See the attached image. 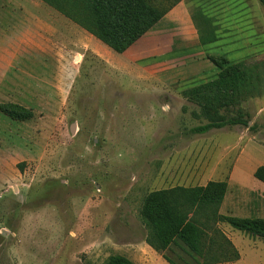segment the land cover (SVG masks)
Returning a JSON list of instances; mask_svg holds the SVG:
<instances>
[{
	"label": "rangeland",
	"instance_id": "rangeland-1",
	"mask_svg": "<svg viewBox=\"0 0 264 264\" xmlns=\"http://www.w3.org/2000/svg\"><path fill=\"white\" fill-rule=\"evenodd\" d=\"M211 27L218 40L202 45ZM211 56L246 75L203 107L188 92L218 73ZM261 165L260 0H181L123 53L43 0H0V264H169L146 241V198L231 182L220 212L264 218ZM217 226L240 254L217 264H264V238Z\"/></svg>",
	"mask_w": 264,
	"mask_h": 264
},
{
	"label": "trees",
	"instance_id": "trees-1",
	"mask_svg": "<svg viewBox=\"0 0 264 264\" xmlns=\"http://www.w3.org/2000/svg\"><path fill=\"white\" fill-rule=\"evenodd\" d=\"M83 27L104 44L123 53L149 32L181 0H43ZM264 4V0H260ZM203 45L217 40L214 27L208 33L200 30ZM218 73L208 82L188 92L191 101L209 107L207 101H224L226 91L242 85L245 70L226 57L211 56ZM14 119L32 117L31 110L6 108ZM247 123V122H245ZM225 120L214 121L223 127ZM209 126L194 128L205 133ZM255 176L264 182V165ZM227 193L225 182L210 181L205 186H175L152 192L145 200L142 215L148 228L146 241L162 252L169 264H217L237 260L240 254L217 226L227 222L251 236L264 238V218L228 216L220 212ZM107 264H135L129 257L113 254Z\"/></svg>",
	"mask_w": 264,
	"mask_h": 264
},
{
	"label": "crops",
	"instance_id": "crops-1",
	"mask_svg": "<svg viewBox=\"0 0 264 264\" xmlns=\"http://www.w3.org/2000/svg\"><path fill=\"white\" fill-rule=\"evenodd\" d=\"M176 5H177V4H176ZM217 40H218V36H217ZM217 40H216V41H217ZM200 42H201V40H200ZM213 43H214V42H213ZM201 44H202V43H201ZM210 44H212V43H210ZM202 45H203V44H202ZM234 63H235V62H234ZM213 64H214V63H213ZM215 68H217V67H216L215 64H214V69H215ZM211 69H213V66H212ZM215 75H216V73L213 74V76H215ZM256 168H257V167H256ZM255 170H256V169H254V170L252 169V170H250V171L255 172ZM235 173H236V168H235L233 174H235ZM254 177H255V176H254ZM254 177H252V178L254 179ZM252 178H251V179H252ZM256 178H257V177H256ZM257 179H258V178H257ZM258 180H259V179H258ZM260 181H261V180H260ZM252 182H253V181H252ZM261 182L264 183L263 181H261ZM240 183L243 184V186H247L249 189H257V187H251V186L246 185L245 182H242V181H241V182H239V184H240ZM256 183H257V182H256ZM232 184H233V183L229 182L227 191L229 190V185H232ZM258 185H261V186H259L260 188H258V189H261V191L264 192V186H263V184H259V183H258ZM226 197H227V193H226V195H225V198H226ZM224 201H225V200H224ZM224 201H223V203H224ZM224 214H225V213H224ZM236 230H237V229H236Z\"/></svg>",
	"mask_w": 264,
	"mask_h": 264
}]
</instances>
